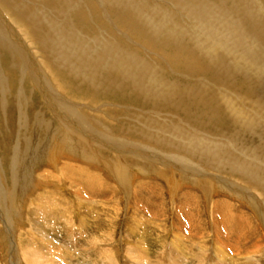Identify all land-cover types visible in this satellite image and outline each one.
Returning <instances> with one entry per match:
<instances>
[{"label":"rangeland","instance_id":"obj_1","mask_svg":"<svg viewBox=\"0 0 264 264\" xmlns=\"http://www.w3.org/2000/svg\"><path fill=\"white\" fill-rule=\"evenodd\" d=\"M234 1L226 2L227 6L233 11L236 7L237 14L241 12L242 16L251 21L247 20L250 25L248 30L243 27V32L247 33L246 40L249 41L251 36L260 42L259 44L257 41L251 48L255 54H249L251 58L247 55L249 52L243 53L240 46H232L229 43L233 41L232 30L238 18L234 12L231 16V10L226 11V17L220 18L226 25L225 29L220 31L221 34L217 33L222 37L214 35L213 40V37H208L212 31H206L210 26L204 29L202 21L193 18L177 0L132 1L135 6L143 7V16L148 11L154 12L147 15L153 16V23L161 24H158L159 26L167 21L166 17L171 20L175 17L176 23L172 20L175 25L171 24L173 28L171 25L164 29L162 27L157 33L160 30V37L164 34L166 37L168 31H172L171 36L177 33L175 39L181 35L182 39L195 43L197 51L200 50L197 44L200 45L202 49L197 53L202 61L196 59L189 64L188 61L180 62L177 53L171 54L175 48H168L171 44L169 40L165 42L169 44L163 46V40H158L160 43L157 40H148L149 38L134 34L119 25L106 1L78 0L83 4L87 2L88 9L93 4L99 15L100 11L105 15L102 19L110 26L107 35L111 32L109 42L113 44L115 51L116 46L122 45L132 50L131 53H135L134 62L137 60L138 63L136 62V66L133 64L131 72H138L141 66L139 63L142 61H147L152 66H148L141 76L135 74L137 80L143 81L140 80L144 86L142 92L131 82L122 80L111 86H107L108 82L104 83L100 89L79 82H72L66 88L61 87L39 58L41 50H44L34 48L38 47L34 46L35 42L22 35L0 6V14L12 24L15 34L27 44V48L30 47L32 58L39 63L38 70L44 75L39 79L33 76V68L28 66L26 69L30 74L27 76L28 85L25 92L29 98L25 109L27 123L32 126L29 132L22 131L21 126H18L20 119L11 106V109L7 106L0 112V264H10L13 251H17L22 260V252L35 245L33 238L39 241L37 244L42 245L38 247L43 251L44 259L52 261L45 264H264L263 217L245 200L242 201L240 196L233 195L239 193L249 197L248 193L252 192L257 199L263 200L261 191L255 189L251 183L242 181L237 175L226 170L219 172L215 167H208L205 172L220 177L228 186H217L213 181V186H206L210 179L205 180L208 178L197 172L207 168L201 167L198 161H193L191 164L199 165L195 173H189L184 170L188 168L180 167L184 163L178 161L181 158L179 149L188 145L194 137H199L208 143L211 142L215 147L218 145L221 150L224 149L226 154L228 153V157L222 159L224 162H246L255 157L254 160L259 159L257 161H260L259 164L264 168V0H243L245 3L239 2V5ZM253 3L257 4L252 5ZM43 5L39 1L35 6ZM156 5L159 6L157 9ZM255 7L257 9H254ZM88 21L90 26L94 25L90 19ZM177 23L179 27L176 26ZM214 23L210 25L213 26ZM200 25L202 27H197ZM250 31L254 34H250ZM224 35L229 36L227 38ZM164 37L162 39H165ZM216 40H219L222 46ZM127 43L131 45L128 46ZM200 46L198 47L201 48ZM255 47L259 49L256 50ZM229 51L231 53H228ZM118 53L120 55L121 52ZM139 58H142V61ZM119 60L117 63L122 64V59ZM155 71L154 75L152 72ZM144 76L152 79L149 81L151 84ZM43 77L45 81L42 80ZM52 93L57 99L66 100L77 109L78 114L82 115L78 118L80 122L73 118L60 120L62 117L58 115V111V116L54 113L55 103L49 97ZM39 118L65 131L70 139L65 149L71 152L62 149V154H54L53 159L47 158L31 169L30 183L23 189V201L19 204L23 207V223L13 226L7 211L13 207L9 194L12 189L9 172L13 166L14 147L23 150L24 142L28 138L41 139L43 132L33 127ZM70 129L72 132H69ZM80 138L83 143L88 142L83 144ZM84 138H87L86 141ZM94 141L96 143L92 144ZM155 141L170 142L172 148L162 145L160 148L159 144L155 145ZM74 143H79L77 146H80L77 147ZM112 143L115 146L111 145ZM175 145L178 147L175 148ZM74 146L76 151L73 150ZM260 149L262 151L259 152ZM17 157L15 159L21 163L20 154ZM182 175L187 178L181 177ZM235 187L244 192L234 189ZM27 238L30 242H26ZM102 245L107 255L100 251ZM46 254H49L48 257ZM21 262L28 264L26 260ZM42 263L44 262L39 264Z\"/></svg>","mask_w":264,"mask_h":264},{"label":"bare ground","instance_id":"obj_2","mask_svg":"<svg viewBox=\"0 0 264 264\" xmlns=\"http://www.w3.org/2000/svg\"><path fill=\"white\" fill-rule=\"evenodd\" d=\"M39 1H40V3L44 4L42 7H40V6L36 7L35 6L36 3L39 2ZM103 1H106L107 2L108 7L110 8L112 14H114V17H115L116 21L119 23V25L124 26L125 28H127L128 30H130L131 32H133L134 34L143 35V36L149 38L148 40H152V41H154V40H157V41L160 40V41H162L163 40V43L161 42L163 46H165V44L171 43L168 46V48L169 49H174L175 48V50H173L171 54L173 55L174 54L173 52L177 53V55L179 56L180 62L181 61H188L189 64H191L196 59H198L199 61H202V59L199 58V54L197 53V52L200 53V50L202 49V47L200 45L197 44V48L200 49V50L197 51L196 48L194 47V44L195 43H190L189 40L182 39L181 35L178 36V39H175L174 37H176L175 34H177V33H175L174 36H171L173 34L172 31L171 32L168 31V32H170V34H169L166 31L167 30L166 29V30H164V31L167 32L166 33L167 34L166 37H164L165 34H164V36H162L165 39H162V37L159 36L160 35V33H159L160 30L158 31L159 34L157 33V30L158 29H161L162 27H163L162 29H164L165 27L167 28L171 24L172 25H175L173 23V21H172V20H174L175 17L172 20H171V18H168L167 19V17H166V20L167 21L165 23H163L162 26H159L161 24L158 23L159 24L158 25V24H154L153 23V21L151 19V17L153 18V16L148 17L147 14H151L152 12L151 11H148V13L145 12L146 15L143 16L144 15V14H142V8L143 7H137V6H135L132 3L133 0L132 1L131 0H103ZM134 1L136 2V0H134ZM177 1L184 8L185 11H187V12H189V13H191L193 15V18H195V19H197L199 21L200 20L202 21V23H203L202 26H203L204 29H206L205 27H209L210 26V28H207L208 30H206L207 32H209L210 30L212 31L210 35H208L206 33L208 35V37H213L214 35H216L217 37L218 36L222 37L221 35H218V34H221L220 31L221 30L223 31V29H225L224 27L226 25H225V23H222L223 19H220V18H221V16L226 17V16H224V15H226L225 14L226 11L227 10H229V11L231 10L227 6L226 2L229 3L230 1H233V0H177ZM244 1L243 0H240V1L239 0H235L234 2H236V4H238L239 2L242 3ZM251 1H253V0H251ZM82 2H78V0H0V6H2V8L8 14V16L10 18V21L12 23H14V26L16 25L18 27V29L23 33L22 35L27 40L30 37L29 40H33L35 42V45L34 46L37 45L38 47H34V48H37V49H40V50L42 48L44 50V52H42V50H41V55L39 56V58H41L43 64L45 65V67L47 68V70L49 71V73H51V75L54 77V80H56L60 84L61 87L66 88L72 82H79L81 84H85L87 86H90V87H92L94 89H100L102 87L101 85L104 84V83H107L108 82V85L107 86H111L114 83L119 82V80H122V82H131L134 87L137 86V89L138 90L141 89V92H142V89L144 88L143 83H141L142 80L141 79H140L141 81L140 80H137L135 74L138 73L137 75L138 76H141V74H143V72L148 69V66H150V64L147 61L146 62L145 61L143 62L142 61V58L141 59L139 58L142 61V63H139L141 66H139L138 72H137V70L135 71V73L134 72H131V70L133 69L132 68L133 64L135 65L136 62L138 63L137 60H136V62H134L135 61V57H136V56H134L135 53L134 54L131 53L130 51H132V50H130L129 48L124 47L122 45H121V47L116 46V50L117 51H115V49H114L115 47L113 46V44H110V42H109V38H110L111 32H110L109 36L107 35L108 32H109L110 26L108 25V22L106 20H103L102 19V18L105 17V15L101 11H100V15H99V13L97 12V10L95 9V7H94L93 4H91V6L89 7V9H90L89 10L88 9V5H87V2L85 4H83L84 2L83 3ZM255 2H256V0H255ZM250 4H251V2H250ZM256 4L253 3L252 5H256ZM158 7L159 6L156 5L155 6V9H157ZM3 9H2V11H3ZM233 9H234V11L231 10V12H232L231 13V16H232L233 12H234V14L236 16V14H237L235 12L236 11L235 10L236 7H234ZM238 9L239 8H237V11H238ZM254 9H257V8L255 7ZM258 9H259V7H258ZM251 10H253V9H251ZM152 11H153V9H152ZM160 11H161V9H160ZM257 12H259V11H257ZM160 13H162V11ZM189 13H187V14L189 15ZM240 14H241V12L240 13L238 12V14H237L238 15L237 16L238 18L236 20V26L232 30V32H234L232 34L233 41H231L229 43L232 46L233 45L240 46L239 48L240 49H243V51H244V52L242 51L243 53L249 52L248 54L246 53L249 56V54H251L253 52V50H254V49H251V48H253V46L256 45L257 44V41L259 42V40L256 41V39L252 38L251 36H249V38H248L249 41L246 40L247 33L246 32H243V27H245L248 30V27L250 25L248 24L247 20L249 18L247 17L248 19H246V17L242 16L243 14H241V15ZM170 16H168V17H170ZM255 17H256V15H255ZM108 18H109V16H108ZM163 18H164V16H163ZM88 19H90L93 22V23L92 22L91 23L94 24V25L90 26L88 24V22H89ZM154 19H155V17H154ZM231 20H232V18H231ZM162 22H164V21L162 20ZM174 22H175V20H174ZM213 22H215L214 24H217L216 27L214 26V24H213V26H211ZM249 22H251V21H249ZM254 22H255V20H254ZM178 23H179V21H178ZM178 23L176 24L177 27H179L178 26ZM172 25H171V27H172ZM202 26L200 25V26H197V27H202ZM252 26H254V25H252ZM183 28H185V27H183ZM15 29H17V28H15ZM18 29H17V31H18ZM177 29L179 30V28H177ZM196 29L197 28H195V30ZM250 29H252V28H250ZM195 30H193V32ZM161 31H163V30H161ZM180 31L181 30H179V32ZM191 31H192V29H191ZM173 32H174V30H173ZM229 32L231 33V31H229ZM252 32L253 31H250L249 33L251 34ZM257 32H259V29H258ZM185 33H183V34H185ZM262 33H264V31H262ZM189 34L190 33H188V36H189ZM224 34H227V33H224ZM252 34H254V33H252ZM17 35L15 34L14 29L12 28V24L7 21V19H6V17L4 15H1L0 14V112H2L7 106H8V108H10V106H11V108H13L14 110H16V112L18 114V117L20 119V124L18 126L19 127L21 126L22 131L29 132V130H30V128L32 126H30L27 123V115H26V110L25 109H26V105H27V103L29 101V98L26 97L25 92H26V87H27L26 85H28L27 84V81H28L27 76H30V74H28V71H26V69H27L28 66L31 67V68H33V71H34L33 72V76H37V77H39V79H41V77L44 76V75H43V73L40 70H38V64L39 63L37 62V60H35V59L32 58V52H31L30 47L28 46V48H29L28 49L27 48V44L24 43V42H22V40L20 39V37H18L19 35L18 36ZM161 35H162V32H161ZM226 36L228 38L229 35H226ZM208 37H206V38H208ZM214 37L212 38L213 40H215ZM263 38H264V36H263ZM216 39H218V38H216ZM167 40H169V43L168 42L165 43ZM160 41H158V43H160ZM217 41L219 42V40H216V42ZM208 42H209V40H208ZM261 42H262V40H261ZM158 43H157V45H158ZM206 43H205V45H207ZM259 44H260V42H259ZM129 45H131V44H128V46ZM162 45H159V46L161 47ZM220 45H221V43H220ZM151 46H152V44H151ZM198 46H200L201 48H199ZM166 47H167V45H166ZM211 47H210V50L212 49ZM213 48H214V46H213ZM136 49H138V48H136ZM136 49H134V50L136 51V54H137V50ZM158 49H160V48H158ZM258 49H259V47L256 48V50H258ZM215 50H216V48H215ZM118 51L121 52L120 55H119ZM168 52H166V53H168ZM224 52L226 53V51H224ZM228 53H231V51H229ZM141 54H143V53L141 52ZM233 55L234 54H232V56ZM253 55H255V54H253ZM146 56L148 58V55H146ZM35 57H37V56H34V58ZM119 59H122V64H118L119 61H120ZM152 65L154 66V63L153 62H152ZM151 67L152 66H150V68ZM152 73L155 75L156 71L155 72H152ZM149 74H151V73H149ZM144 77L147 78V76H144ZM147 79H146V81H147ZM42 80H44V77H43ZM157 80H158V78H157ZM149 81H152V79H148V82ZM149 83L151 84V82H149ZM149 83H148V85L150 86ZM129 84L130 83H128V85ZM128 85H127V88H128ZM46 88H48V86ZM152 89H154V88H152ZM47 91L49 92V90H47ZM143 91L145 92V90H143ZM150 91H152V90H150ZM54 95L55 94L52 93L51 96H49V97H51V100H53V102L55 103L54 106H55V111L56 112H54V113H56V115H57V111H58V115H61V117H62V119H60V120L63 121V119H64V121H67L68 118H73L76 122H80V120L78 118H80L82 115L80 116L78 114L77 109L74 108V106L70 102H67L66 100L64 101L62 98H61L62 100L60 98L57 99ZM49 100H50V98H49ZM10 102H12L13 104H11ZM53 102H52V105H53ZM12 105H14V106H12ZM54 106H53V108H54ZM228 107H229V105H228ZM229 108H231V107H229ZM237 111H239V110H237ZM65 112H68V113H65ZM1 116L3 117V114ZM56 118H58V117H56ZM83 125H82V127H83ZM33 127L34 128H39L38 130H41V132H43L41 139L39 140V138H37V137L28 138L27 140L25 139L26 141L24 142V144H25L24 149L23 150H20V149L17 148V146H15L14 147V151L15 152H13L14 154H13V157H12L14 160L11 159V160H13V164H12L13 166H11L12 168H11V171L9 173H11V178L10 179H11L12 187H10V188H12V189H11V191H10L9 194L11 196L10 198L12 199V204H13L12 206L13 207H12L11 210L7 211V214L9 215V217H8L9 218V221L11 222V225H13V226H15L18 223L20 225H21V223H23V222H21L22 215H23V213L21 214V210H22L23 207L21 205L19 206V204L20 203L22 204V201H23L22 200V197H23V189H25V186L27 185V183H30V180H31L30 171H31V169L36 164H38V163L40 164L43 161H45V159H47V158L53 159L52 156L54 154L55 155H57L58 153L59 154H62L61 150L62 149L64 150L66 147H68L69 142H70V139L68 138V136L66 135L65 131L62 128L55 127V126L52 125V123H48V122L42 120V118L41 119L39 118V120H37V124L34 125ZM85 127H86L87 130H89V128L87 126H85ZM251 127H253V126H251ZM72 129H70L71 131H69V132H72ZM73 130H75V129H73ZM247 130H249V129L247 128ZM76 133H77V130H76ZM74 134H75V132H74ZM79 134H80V132H79ZM91 136H93V135H91ZM187 136H188V134H187ZM194 136H195V134H194ZM86 139L84 138L85 141H86ZM88 139H89V137H88ZM72 140L74 141V139H72ZM81 140H82L81 142L83 143V139H81ZM94 140H96V139H94ZM87 142H84V143L86 144ZM186 142H187V140H186ZM94 143H96V142L94 141L92 144H94ZM74 144H76V143H74ZM77 144H79V143H77ZM77 144L75 146H77ZM157 144H159V146ZM211 144H212L211 142L208 143L206 140L204 141L203 139H200L199 137H194V140H191L188 143V145H186V146H183L182 145L183 147L179 149L181 156L178 154L179 155V158L180 157L181 158L178 161H181V163L182 164L184 163V165H181L180 167L188 168V169H184V170L188 171L189 173H195L198 165L200 164L201 167H203L205 169L207 168V170H198V172H197L198 174H201L202 176L208 178V179H205V180L209 181V179H210L209 183H207L206 186L207 185L209 187H210V185L213 186L212 185V182H211V181H213V183H215L217 186H223L224 188H225V186H228V185H226V181H224V180L222 181V179L220 177H217L216 175L215 176L214 175H211L210 172L208 173V172H205V171H208V167H215V168L219 169L218 170L219 172H223L224 170H226L230 174L237 175L242 181L246 182L247 184L248 183H251L254 186L255 189L261 191L260 195L262 197H264V168H263V165L259 164L260 161H257L259 159L254 160L256 158L253 157L254 158L253 160H251V161L250 160L249 161L247 160L246 162H243V161L242 162H240V161H236V162H224L222 159L228 157L227 156L228 153L226 154V151L224 149L221 150V148H219L218 145L215 147V146H213V144L212 145ZM111 145H113V143ZM155 145H157L160 148H161L160 145H162V147L165 146L167 148H172L170 142H156ZM19 146H21V145H19ZM75 146H74V149L73 150H75ZM79 146H77V147H79ZM113 146H115V145H113ZM188 146H189V148H187ZM107 147H109V146H107ZM116 147L119 148L120 146H116ZM121 147H122V145H121ZM177 147L178 146H176L175 148H177ZM262 148L264 149V147H262ZM163 149H160V150L163 151ZM65 151L66 152L67 151L69 152L70 150H66L65 149ZM124 151L125 150H123V152ZM260 151H262V150L260 149L259 152ZM82 152H83V150H82ZM116 152H118V151H116ZM224 152H225V154H224ZM19 154H20L21 163L18 161V159L17 160L15 159V158H18L17 155L19 156ZM75 154H77V153H75ZM88 155H89V153H88ZM245 155L248 156V154H245ZM156 156H158V155H156ZM259 158L261 159V157H259ZM235 159H232V160H235ZM193 161H198L199 164H196L197 165L196 166L195 164H193L194 163ZM191 162H193V163L191 164ZM166 165H168V164H166ZM172 165H173V163H172ZM111 166H112V164H111ZM109 168H111V167H109ZM180 169L182 170V168H180ZM181 177H184V176L182 175ZM174 180H175V178H174ZM126 181H128V180H126ZM227 181H230V180H227ZM176 182L177 181H175V183ZM215 184H214V186H216ZM176 185H177V183H176ZM236 187L234 189H236ZM227 190L228 189H226V191ZM236 190H238V188ZM238 191H243L244 192V190H241V189L238 190ZM231 192L233 193V191H231ZM250 193H252V192H250ZM250 193H248V196L249 197H247L244 194L239 195V193L236 194V195L233 193V195L234 196H237V195L240 196V199L242 201L245 200V202L248 203L249 205H251V207H253L254 210L257 213L258 212L260 213V214L258 213V215L259 216L261 215L263 217V220H264V203H263L264 198H263V200L262 199H257L258 197L255 195V193L254 194L253 193L250 194ZM243 195L245 197H243ZM1 209H2V207H1ZM2 213H4V210H3ZM3 219H4V217H3ZM4 220H6V218ZM17 227H18V225H17ZM13 230H15V228H13ZM26 233H27V231H26ZM7 235H9V234H7ZM28 235H30V234L28 233ZM33 240H35V242H36L35 245L33 243H31L34 246L31 247L32 245L30 244L31 246L29 245L30 247L29 248H26L22 252V260L28 261V264H39L40 262H44L42 264H45L47 262H50L47 259H44L43 251L41 250V248H39L42 245L41 244L40 245L37 244L39 241L37 242V240L34 239V238H33ZM28 241H29V239L27 238L26 242H28ZM5 245H7V244H5ZM53 246H54V244H53ZM95 247H97V246H95ZM98 247H99V245H98ZM44 248H46V247H44ZM8 250H10V249H8ZM104 250H106V249L103 246V248L100 251H102L104 253V255L105 254L107 255V253ZM54 253L57 254L55 251H54ZM46 255L48 257L49 254H46ZM113 256H114V254H113ZM113 256H111V257H113ZM111 257H110V259H111ZM5 260H3V261H5ZM22 260H21V257H19V253H17V251H13L12 252V254H11V260H10L11 263L10 264H23V262H21ZM52 260H54V259H52ZM58 263H59V261H58ZM108 264H111V263H108Z\"/></svg>","mask_w":264,"mask_h":264}]
</instances>
